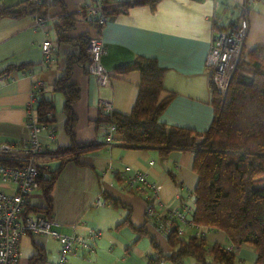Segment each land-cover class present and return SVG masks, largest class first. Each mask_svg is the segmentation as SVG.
<instances>
[{"label":"crops","instance_id":"obj_1","mask_svg":"<svg viewBox=\"0 0 264 264\" xmlns=\"http://www.w3.org/2000/svg\"><path fill=\"white\" fill-rule=\"evenodd\" d=\"M24 1L27 0H0V5L12 7ZM28 1L43 5V15L0 18V72L8 65H33L0 76V143L28 140L30 110L37 121L38 98L53 105L55 122L47 128L42 126V147L35 162L38 171L48 175L65 159L47 196L48 215L57 223L52 230L60 235L81 236L87 244L86 248L77 247L66 264H147L156 253L154 248L152 251L140 245L143 236L148 237L151 245L154 240L161 252L169 253L165 232L147 218L146 210L153 208L162 219L170 210H181L189 201L194 202L196 176L191 170L194 150L174 149L161 156L156 148L125 147L122 137L109 147L104 141L108 126H95L102 115L100 103L110 101L112 113L128 114L138 94L140 71L124 67L139 57L153 59L163 69L160 96L171 97L158 122L206 131L213 119V83L205 57L214 30L231 32L228 26L239 22L244 0H157L153 8L138 3L140 0H120L127 9L120 11L119 7L115 14H110L115 7H109V0ZM98 1L109 3L102 23L86 12ZM244 19L248 29L242 49L264 48V0L251 2ZM97 35L104 50L101 62L109 77L105 86L88 74V55L82 44ZM45 40L51 46L48 55L40 47ZM69 58L73 61L69 82L77 89V98L71 105L74 116L71 136L64 128L65 96L52 90V85L64 74ZM72 139L78 145L90 144L86 152L79 154V164L71 159L75 152L60 150L70 146ZM124 166L146 173L148 184L156 189L140 191L128 186ZM0 191L14 193V183L0 179ZM107 197L118 204L112 205L106 201ZM98 200L100 205L96 204ZM45 206L46 199L39 186L28 196L23 215L32 218L45 215L37 211ZM128 217L134 228L123 223ZM141 227L147 235L137 230ZM90 230L98 231L99 235L93 237ZM120 230L124 231L121 235ZM186 230L191 235L193 230ZM205 237H211L212 242L226 241L220 232H209ZM59 244L51 237L24 234L20 238L17 264H55ZM235 253L238 264H253L255 260L254 251L246 244ZM33 255H37L35 260H31Z\"/></svg>","mask_w":264,"mask_h":264},{"label":"trees","instance_id":"obj_2","mask_svg":"<svg viewBox=\"0 0 264 264\" xmlns=\"http://www.w3.org/2000/svg\"><path fill=\"white\" fill-rule=\"evenodd\" d=\"M156 1L140 0L138 3L150 4L153 8ZM253 1L261 0H244L240 10L241 19ZM39 6L28 0L12 7L0 5V18L43 15L45 8ZM107 6L109 3L105 2L103 16L107 14ZM111 6L115 9H111L110 14L127 9V5L121 3H111ZM238 25L239 22L229 25L227 29L234 31ZM87 42V39L82 42L84 47ZM72 63V58H69L64 74L52 85L53 91L65 96L63 111L67 118L64 128L70 136L74 122L71 105L77 98V89L69 82ZM32 66L8 65L0 72V76H8ZM124 69L140 71L138 94L131 111L128 114L101 115L95 126L113 125L125 147L156 148L161 156H166L174 149L194 150L191 170L196 176V183L190 220L201 229L203 235L178 236L172 230L167 236V244L171 248L169 253L161 252L151 237L156 255L147 264H160L161 261L183 264L182 260L187 256L192 257L197 264H238L235 251L242 244L254 251L253 264H264V48L241 50L224 97L212 84L213 119L210 127L203 132L158 122L171 97L160 96L163 69L153 59L139 57ZM35 111L37 123L41 126L47 128L55 122L53 105L42 97L37 99ZM89 147L90 144H75L72 139L70 146L60 150L75 152L71 159L79 164V154L86 152ZM64 162L65 159H62L57 168L49 172L47 179H39L47 206L38 208V212L49 214L47 196ZM106 201L112 205L118 204L108 197ZM123 223L134 228L129 217ZM137 230L147 235L142 227ZM209 232H222L226 243L208 242L205 235ZM35 250L37 254L38 250ZM36 258L37 255H33L31 260Z\"/></svg>","mask_w":264,"mask_h":264},{"label":"built area","instance_id":"obj_3","mask_svg":"<svg viewBox=\"0 0 264 264\" xmlns=\"http://www.w3.org/2000/svg\"><path fill=\"white\" fill-rule=\"evenodd\" d=\"M113 4H120V0H109ZM105 4L98 1L95 5L86 9L88 15L103 22L102 15ZM248 24L246 19L239 21L238 28L228 32L222 29H216L213 32V38L209 50L205 57V65L210 69L211 81L218 93L224 97L228 89L232 73L236 65V58L241 50L243 40L246 36ZM41 50L48 55L51 51L49 41L41 43ZM88 55V74L93 76L100 86H105L108 82V73L101 62L104 53L102 41L99 35L91 37L86 45ZM238 59V58H237ZM102 115L108 116L113 112L110 101L100 103ZM30 110L27 126L29 128V137L27 141L21 143H0V179L3 181H12L15 191L12 194H6L0 191V264H17L20 238L24 234L41 235L51 237L59 241V253L55 264H66L68 256L77 248H86L83 237L60 235L52 230L57 223L50 215L30 216L23 215L24 206L27 203L28 196L39 187V179L45 180L48 175L39 173L35 158L40 154L42 143L40 132L44 129L37 125L36 117ZM117 134V135H116ZM116 138L121 136L116 132V128L111 125L107 127L104 137L105 144L111 146ZM5 162L13 163L6 165ZM123 176L128 186L139 189H156L153 184H148L146 173L123 167ZM98 205L101 201H97ZM193 212L192 205H183L181 210H170L162 219L158 218V212L149 207L146 210V216L151 221L158 224L166 236L174 230L178 236H186L187 228L193 230L191 235H203L201 229L195 226L188 216ZM180 225V226H179ZM93 237L99 235L98 231H89ZM164 264V262H160Z\"/></svg>","mask_w":264,"mask_h":264},{"label":"rangeland","instance_id":"obj_4","mask_svg":"<svg viewBox=\"0 0 264 264\" xmlns=\"http://www.w3.org/2000/svg\"><path fill=\"white\" fill-rule=\"evenodd\" d=\"M243 41H244V40H243ZM241 50H242V47H241ZM241 50H240V52H241ZM240 52L238 53L239 55H240ZM239 55H238V57H239ZM238 57H237V58H238ZM237 58H236V60H237ZM232 74H233V73H232ZM188 204H190V205L193 204V200L189 201ZM118 229H124V228L119 227ZM126 229H128V228H126ZM122 233H124V231L120 230V231H119V235H121ZM220 233H222V232H220ZM222 234H223V233H222ZM208 240H209L210 243L213 241V239H212L211 237H208L207 241H208ZM140 242H141L140 245H141L142 247H147L148 249L150 248L152 251H154V249H153L154 246L150 244L148 237L143 236L142 241H140ZM142 242H143V244H142ZM221 242H222V243H226V241H224V239H223ZM49 248L52 249V248H53V245L51 244ZM51 252H52V251H51ZM182 261H183V264H194V263H196V262L194 261V259H193L192 257H189V256L184 257Z\"/></svg>","mask_w":264,"mask_h":264}]
</instances>
